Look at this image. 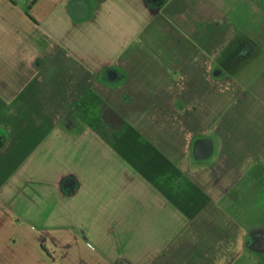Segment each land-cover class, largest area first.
<instances>
[{
	"label": "crops",
	"instance_id": "crops-1",
	"mask_svg": "<svg viewBox=\"0 0 264 264\" xmlns=\"http://www.w3.org/2000/svg\"><path fill=\"white\" fill-rule=\"evenodd\" d=\"M262 1L0 0V264L260 253L220 204L264 136Z\"/></svg>",
	"mask_w": 264,
	"mask_h": 264
},
{
	"label": "rangeland",
	"instance_id": "rangeland-1",
	"mask_svg": "<svg viewBox=\"0 0 264 264\" xmlns=\"http://www.w3.org/2000/svg\"><path fill=\"white\" fill-rule=\"evenodd\" d=\"M261 5L264 7V0ZM254 17L259 24L253 28L254 30L259 28V33L262 34L264 10L263 13L261 11V13L254 14ZM247 65L248 69L243 74H236V77L239 76L240 79L244 77L246 81L251 80L263 68L264 56L259 60L248 62ZM106 77L104 80L108 81ZM248 155L251 156V160L243 168L240 182L227 196L224 203L220 204L231 224L247 233L254 227L264 229V136L259 141V157L254 153ZM227 264H264V252L257 253L244 249L229 258Z\"/></svg>",
	"mask_w": 264,
	"mask_h": 264
},
{
	"label": "water",
	"instance_id": "water-1",
	"mask_svg": "<svg viewBox=\"0 0 264 264\" xmlns=\"http://www.w3.org/2000/svg\"><path fill=\"white\" fill-rule=\"evenodd\" d=\"M79 3V2H78ZM214 145L212 140H197L194 143V157L197 161L209 159L212 156ZM258 235L259 242L253 249L260 253L264 252V231L260 230L251 234L252 237Z\"/></svg>",
	"mask_w": 264,
	"mask_h": 264
},
{
	"label": "flooded vegetation",
	"instance_id": "flooded-vegetation-1",
	"mask_svg": "<svg viewBox=\"0 0 264 264\" xmlns=\"http://www.w3.org/2000/svg\"><path fill=\"white\" fill-rule=\"evenodd\" d=\"M112 75H117L115 76L116 79H120V75L115 73V72H111ZM259 242V239H258V235H255L254 237H252L250 234L248 235V237L246 238V245L249 247V248H253L255 247V244Z\"/></svg>",
	"mask_w": 264,
	"mask_h": 264
}]
</instances>
